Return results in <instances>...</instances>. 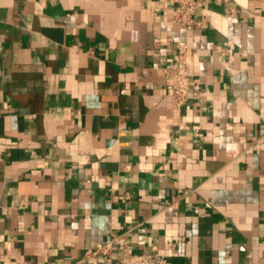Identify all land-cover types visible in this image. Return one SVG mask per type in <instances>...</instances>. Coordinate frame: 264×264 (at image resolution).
Wrapping results in <instances>:
<instances>
[{
  "label": "crops",
  "instance_id": "crops-1",
  "mask_svg": "<svg viewBox=\"0 0 264 264\" xmlns=\"http://www.w3.org/2000/svg\"><path fill=\"white\" fill-rule=\"evenodd\" d=\"M194 19L168 0H0V264L117 238L167 264H264V0ZM178 44L202 90L176 109Z\"/></svg>",
  "mask_w": 264,
  "mask_h": 264
},
{
  "label": "built area",
  "instance_id": "built-area-1",
  "mask_svg": "<svg viewBox=\"0 0 264 264\" xmlns=\"http://www.w3.org/2000/svg\"><path fill=\"white\" fill-rule=\"evenodd\" d=\"M172 7L173 19L186 30H191L196 21L195 14L202 9V0H168ZM187 48L183 44L176 45L175 61L173 66V105L179 109L187 100L190 90H202L200 84L190 81L186 64ZM258 145H264V128L254 141ZM120 249L121 254L114 264H167L166 259L151 254H134L127 246L123 238H117L111 242L98 245L94 250L85 252L73 264H99L97 256H101L105 264H111L112 251Z\"/></svg>",
  "mask_w": 264,
  "mask_h": 264
}]
</instances>
